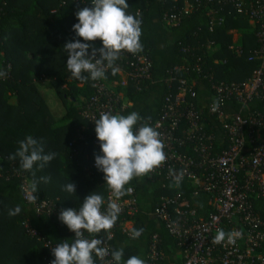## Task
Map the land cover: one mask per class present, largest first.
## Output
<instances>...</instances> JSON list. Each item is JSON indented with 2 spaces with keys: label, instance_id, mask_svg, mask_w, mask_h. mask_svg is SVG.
Here are the masks:
<instances>
[{
  "label": "trees",
  "instance_id": "1",
  "mask_svg": "<svg viewBox=\"0 0 264 264\" xmlns=\"http://www.w3.org/2000/svg\"><path fill=\"white\" fill-rule=\"evenodd\" d=\"M127 2L129 14L140 13L142 52L151 58L152 67L151 78L141 86L129 83L125 89L121 85L116 87L117 91L124 90L127 102L131 103L120 111L121 115L137 112L146 120L156 119L170 91L166 83L168 72L186 61L195 63L197 57L208 55L206 44L210 40L218 47L207 58L208 68L214 71L216 79L242 82L258 66L257 62L236 58L228 48L233 43L231 30L238 34L237 44L245 53L258 46L255 31L245 16L231 15L223 26L210 32L206 9L198 8L196 0ZM186 2L193 5L192 10L182 15L179 25H168L165 12L179 13ZM84 7H92L91 0H0V70H7V77L0 78V264H51L55 259L48 247L27 233L25 221L54 243L64 240L71 243L74 239L56 216L37 215L35 206L23 198L22 175L13 174V166L29 178V184L38 181L35 193L38 201L52 200L62 210H78L92 192L106 199L110 191L104 174L94 165L100 146L94 143L90 124L80 114L81 105L95 93L96 81L71 76L66 67L68 53L63 47L78 39L84 42L72 30L78 23L75 13ZM99 41L88 43L95 47ZM224 59L227 63H222ZM108 77L110 81H120V76L112 71ZM197 80V101L204 103L210 95L208 82ZM43 82L53 89L54 95H50L54 98L53 105L42 91ZM57 104L63 107L60 113L56 111ZM29 135L43 143L45 154L57 153L43 169L34 167L35 176L21 169L18 157L10 159L19 147L18 142ZM42 176L50 177V181L44 183L40 180ZM71 182L76 193L65 189ZM163 182L148 176L130 182L137 194V210L132 216L126 214L118 220L132 219L133 229L143 228V234L132 239L122 230L115 232L110 246L112 251L123 248L122 260L143 253L146 261L150 240L158 234L163 264H183L177 240L152 215L161 196L173 192L170 188L163 189ZM196 204L204 210L205 198ZM17 205L21 206V213L9 216V210ZM255 207L264 219V199L257 200ZM95 259L100 264L99 258Z\"/></svg>",
  "mask_w": 264,
  "mask_h": 264
},
{
  "label": "built area",
  "instance_id": "2",
  "mask_svg": "<svg viewBox=\"0 0 264 264\" xmlns=\"http://www.w3.org/2000/svg\"><path fill=\"white\" fill-rule=\"evenodd\" d=\"M196 2L198 8L206 9L210 32L223 26L231 15L248 18L258 46L245 53L244 48L237 44L238 34L231 30L234 37L228 48L236 58H246L249 62H257L258 66L242 82L216 79L214 71L208 68L207 58L218 47L210 40L206 44L208 55L197 57L195 63L186 61L168 72L166 83L170 91L164 98L160 114L156 119L147 120L161 133L167 161L147 176L163 179V189L170 188L173 192L161 196L152 215L164 223L177 240L183 264H264V219L255 207L257 200L264 199V0ZM192 7L186 2L179 13L166 11L164 20L168 25H179L182 15L190 12ZM102 46V41H99L95 48ZM96 58H99V53ZM222 63H227V59ZM116 65L120 69L117 73L120 81H110L108 75L111 69H108L107 78L96 81L94 95L80 107V114L90 124L94 143L98 146L100 142L94 121L104 112L120 114L122 109L131 105L123 89L129 83L141 86L151 78L152 61L145 52L135 55L124 52ZM180 73L183 76H179ZM199 78L208 82L210 91L204 103L197 101ZM118 85L123 89L117 91ZM214 100L220 101L216 111H212ZM98 154L102 155L100 150ZM170 168L184 173L179 187L175 186L169 174ZM12 171L22 175V186L29 185V178L24 173L15 166ZM128 187L133 189L132 192L117 201L122 208L119 218L126 214L132 216L137 210L135 188L133 185ZM23 198L26 200L24 192ZM201 198H205L204 210L196 204ZM111 199L109 191L105 208ZM33 205L38 216L58 218L62 211L52 200H37ZM23 225L30 236L50 250L58 244L42 237L28 221ZM133 226L132 219L117 220L111 230L112 238L117 230L131 236ZM217 229L238 231L242 235L236 238L234 244L225 242L215 245L211 240ZM69 233L74 237L72 231L69 230ZM95 238L104 240V246L109 249L106 259L111 261L112 250L107 234L101 232ZM160 243L161 238L154 234L146 264H163L164 253L160 250Z\"/></svg>",
  "mask_w": 264,
  "mask_h": 264
},
{
  "label": "clouds",
  "instance_id": "3",
  "mask_svg": "<svg viewBox=\"0 0 264 264\" xmlns=\"http://www.w3.org/2000/svg\"><path fill=\"white\" fill-rule=\"evenodd\" d=\"M91 4L92 7H84L75 13L78 23L72 26L76 36L84 42L78 39L67 42L63 47L68 53L66 67L73 78L99 81L107 78L108 69H111L113 75L120 71L116 61L122 53L135 55L143 51L142 20L139 18L140 13L132 15L126 11L129 7L127 0H91ZM96 40L102 41L103 46L99 49L88 43ZM84 73L89 75L85 76ZM6 77L7 70H0V78ZM219 104L220 101L214 100L212 111H216ZM94 123L102 153L95 155V166L104 174L112 199L105 208L104 197L92 192L84 198L78 210L70 208L60 212L58 219L74 233V239L71 243L64 240L51 248L55 257L51 264H96L95 258H99L101 264H146L144 259L136 255L126 261L122 260L123 248L111 251L112 260H107L109 249L104 246L102 238L95 237L104 232L108 239H112L111 230L122 211L117 201L132 192L133 189L128 185L133 179L154 173L163 166L167 161L165 143L161 133L137 112L127 116L104 112ZM18 143V149L10 159L18 157L21 169L32 172L33 176L35 166L43 169L57 155L55 152L45 154L43 143L30 135ZM169 174L175 186L179 187L183 171L177 173L170 168ZM40 180L48 183L50 177L42 176ZM37 183L33 180L31 184L22 186L26 200L32 204L38 200L35 195L38 191ZM65 189L69 193H76L73 182L67 184ZM21 211V206L17 205L9 210L8 215L15 217ZM142 234L143 228L131 230L132 239H138ZM241 235L238 231L217 229L211 243L234 244Z\"/></svg>",
  "mask_w": 264,
  "mask_h": 264
},
{
  "label": "rangeland",
  "instance_id": "4",
  "mask_svg": "<svg viewBox=\"0 0 264 264\" xmlns=\"http://www.w3.org/2000/svg\"><path fill=\"white\" fill-rule=\"evenodd\" d=\"M89 54H91V49L89 50ZM48 88H49V87H48ZM49 89H50V90H46L45 87L42 86V91H43V93H44L46 96H49V98H50V95H51V97H52V95H54V93H53V89H52V88H49ZM56 100H57V99H56ZM57 101H58V100H57ZM58 104H59V101H58ZM56 107H58V108H56V111H57V112H59V113L62 112V110H63L62 108H63V107H62L61 104H60V106L57 105ZM60 107H62V108H60ZM56 111H55V112H56Z\"/></svg>",
  "mask_w": 264,
  "mask_h": 264
},
{
  "label": "crops",
  "instance_id": "5",
  "mask_svg": "<svg viewBox=\"0 0 264 264\" xmlns=\"http://www.w3.org/2000/svg\"><path fill=\"white\" fill-rule=\"evenodd\" d=\"M42 85H43V87H45L46 90H50V89L48 88L47 84H45L44 82H43ZM15 100H16V99L14 98L12 101L15 102ZM49 101H50V105H53V103H55V102H54V98H50ZM57 105H58V104H57ZM57 105H56V106H57ZM133 228H134V226H133ZM134 250H136V247L134 248ZM132 254H133V253H132ZM139 257L145 260V254L140 253Z\"/></svg>",
  "mask_w": 264,
  "mask_h": 264
}]
</instances>
